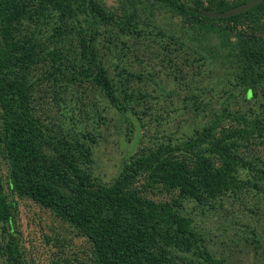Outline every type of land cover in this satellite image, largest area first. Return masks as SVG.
Segmentation results:
<instances>
[{
	"label": "trees",
	"instance_id": "16d2710c",
	"mask_svg": "<svg viewBox=\"0 0 264 264\" xmlns=\"http://www.w3.org/2000/svg\"><path fill=\"white\" fill-rule=\"evenodd\" d=\"M250 1L119 0L112 11L102 0H0V164L8 166L3 176L0 165L2 264L36 262L27 260L16 199L51 212L83 240V250L72 252L75 240L55 243L43 233L57 249L50 264H225L182 208L193 203L203 217L225 195H264V1L227 19L192 10L225 12ZM160 12L180 17L202 46L220 32L204 52L237 62L240 85L263 99L261 111L230 110L228 102L218 111L194 95L188 108L205 113L202 129L140 150L104 183L94 167L108 109L141 122L158 99L135 84L152 81L150 71H133L118 57L109 73L105 43L116 49L143 37L170 51L181 40L158 23ZM161 191L170 201L154 199Z\"/></svg>",
	"mask_w": 264,
	"mask_h": 264
},
{
	"label": "rangeland",
	"instance_id": "374dc122",
	"mask_svg": "<svg viewBox=\"0 0 264 264\" xmlns=\"http://www.w3.org/2000/svg\"><path fill=\"white\" fill-rule=\"evenodd\" d=\"M102 3L112 11L119 6V0H102ZM157 15L158 23L166 32L181 40L170 46V51L163 48L162 41H143V37L135 38L138 44L131 41L123 45V42H118L119 48L116 49L114 44L105 43L111 48L103 60L109 73L116 74L118 57L122 58L123 65L133 71H150L152 81H136L135 84L158 99H154L152 109L144 114L141 122L136 118L131 119V114L128 120L114 108L108 109V127H105L104 137L95 149L94 167L95 176L104 183H111L123 162L140 150L157 147L161 143L183 141L202 129L206 121L205 113L194 114L195 111L188 108L194 95L210 102L218 111L224 102H228L230 110L245 111L251 108L253 114L261 111L263 99L249 97L246 86L240 85L241 70L237 62L226 58L216 60L204 52L216 44L218 39L215 36L220 37V32L214 31L216 35L206 40V46H202L200 36L183 24L180 17L169 12ZM262 23L264 25V19ZM233 42L236 43V40ZM128 46L132 50H128ZM163 88L165 91H162ZM168 93H173V96L167 97ZM98 96L94 97V101L98 102ZM227 97L230 100L227 101ZM75 98L71 102H77V96ZM138 112L144 113V107L138 108ZM132 121L133 124L130 123ZM260 152L264 156V146L260 147ZM0 165L3 176H7V163L1 160ZM246 176L248 173L242 171L241 177ZM154 199L165 202L170 201L171 197L161 191ZM16 201L19 210L17 224L23 234L27 260H35L34 264H50L57 249L44 243L43 233L50 235L54 242L57 238L73 242L74 233L68 225L61 224L51 212L33 201ZM216 205L217 210L207 208L203 217L200 215L202 208L197 210L193 203L186 202L182 208L184 213L197 218L208 250L214 257L224 260L225 264H264V195L256 190L243 192L237 199L225 195L223 200H217ZM82 241L75 240L72 252L83 250ZM3 261L0 258V264Z\"/></svg>",
	"mask_w": 264,
	"mask_h": 264
},
{
	"label": "water",
	"instance_id": "95a60500",
	"mask_svg": "<svg viewBox=\"0 0 264 264\" xmlns=\"http://www.w3.org/2000/svg\"><path fill=\"white\" fill-rule=\"evenodd\" d=\"M263 1L264 0H252L246 4L240 5L238 7H234L225 12H214V11L199 10V9H193L192 11L197 15L211 19H227L236 16L238 14L244 13L246 11H249L258 4L262 3Z\"/></svg>",
	"mask_w": 264,
	"mask_h": 264
}]
</instances>
